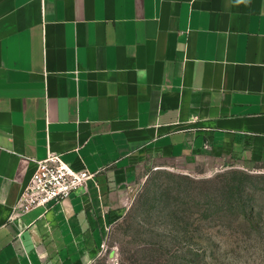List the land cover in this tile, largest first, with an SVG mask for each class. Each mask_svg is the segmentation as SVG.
Returning <instances> with one entry per match:
<instances>
[{"label":"crops","instance_id":"crops-1","mask_svg":"<svg viewBox=\"0 0 264 264\" xmlns=\"http://www.w3.org/2000/svg\"><path fill=\"white\" fill-rule=\"evenodd\" d=\"M49 151L95 176L14 212ZM264 167V0H0V264H93L153 172Z\"/></svg>","mask_w":264,"mask_h":264},{"label":"rangeland","instance_id":"rangeland-1","mask_svg":"<svg viewBox=\"0 0 264 264\" xmlns=\"http://www.w3.org/2000/svg\"><path fill=\"white\" fill-rule=\"evenodd\" d=\"M93 264H264V167L153 171Z\"/></svg>","mask_w":264,"mask_h":264},{"label":"built area","instance_id":"built-area-1","mask_svg":"<svg viewBox=\"0 0 264 264\" xmlns=\"http://www.w3.org/2000/svg\"><path fill=\"white\" fill-rule=\"evenodd\" d=\"M31 160L35 162V170L14 205V212L17 213L37 207L47 208L66 199L78 187L86 186L87 181L96 174L86 168H72L60 154L51 151L44 159Z\"/></svg>","mask_w":264,"mask_h":264},{"label":"trees","instance_id":"trees-1","mask_svg":"<svg viewBox=\"0 0 264 264\" xmlns=\"http://www.w3.org/2000/svg\"><path fill=\"white\" fill-rule=\"evenodd\" d=\"M144 198H145V195H144V193H142V194L139 196V199H140L139 203H140V204H142V201L144 200Z\"/></svg>","mask_w":264,"mask_h":264}]
</instances>
